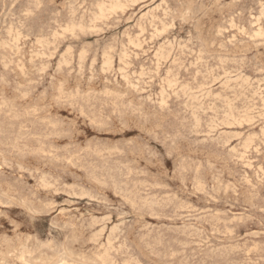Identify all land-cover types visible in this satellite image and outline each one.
Segmentation results:
<instances>
[{
  "label": "rangeland",
  "instance_id": "374dc122",
  "mask_svg": "<svg viewBox=\"0 0 264 264\" xmlns=\"http://www.w3.org/2000/svg\"><path fill=\"white\" fill-rule=\"evenodd\" d=\"M0 61V264H264V0H0Z\"/></svg>",
  "mask_w": 264,
  "mask_h": 264
},
{
  "label": "bare ground",
  "instance_id": "6f19581e",
  "mask_svg": "<svg viewBox=\"0 0 264 264\" xmlns=\"http://www.w3.org/2000/svg\"><path fill=\"white\" fill-rule=\"evenodd\" d=\"M123 1V0H122ZM117 2V1H116ZM134 2V1H133ZM126 3V2H125ZM262 3V2H261ZM30 4V3H29ZM82 4V3H81ZM121 4V3H120ZM128 4V3H127ZM134 4V3H133ZM259 4H260V2H259ZM12 5V4H11ZM38 5V4H37ZM132 5V4H131ZM145 5V4H144ZM69 6V5H68ZM68 6H67V8H68ZM81 6V5H80ZM110 6V5H109ZM114 6H116V5H114ZM142 6V5H141ZM262 6V5H261ZM102 7V6H101ZM122 7H123V5H122ZM145 7V6H144ZM153 7V6H152ZM155 7V6H154ZM166 7V6H165ZM118 9V8H117ZM259 9H261V8H259ZM31 10V9H30ZM72 10V9H71ZM101 10V9H100ZM122 10V9H121ZM126 10V9H125ZM151 10V9H150ZM170 10V9H169ZM36 11V10H35ZM59 11V10H58ZM82 11V10H81ZM124 11V10H123ZM137 11V10H136ZM157 11V10H156ZM60 12V11H59ZM170 12V11H169ZM24 13V12H23ZM29 13V12H28ZM82 13H83V11H82ZM100 13H102V10H101V12ZM114 13V12H113ZM122 13V12H121ZM125 13V12H124ZM150 13V12H149ZM148 13V14H149ZM261 13V12H260ZM263 13V12H262ZM143 14V13H142ZM147 14V13H146ZM168 14V13H167ZM98 15H100V14H98ZM106 15V14H105ZM144 15V14H143ZM259 15V14H258ZM263 15V14H262ZM71 16V15H70ZM102 16V15H101ZM104 16V15H103ZM133 16V15H132ZM148 16V15H147ZM138 17V16H137ZM143 17V16H142ZM78 18V17H77ZM108 18V17H107ZM133 18V17H132ZM155 18V17H154ZM163 18V17H162ZM233 18V17H232ZM231 18V19H232ZM262 18V17H261ZM27 19V18H26ZM120 19V18H119ZM141 19V18H140ZM139 20V19H138ZM147 20V19H146ZM149 20V19H148ZM173 20V19H172ZM89 21V20H88ZM162 22V21H161ZM255 22V21H254ZM150 23V22H149ZM165 23V22H164ZM256 23V22H255ZM11 24V23H10ZM20 24V23H19ZM83 24V23H82ZM138 24V23H137ZM106 25V24H105ZM135 25V24H134ZM166 25V24H165ZM234 25V24H233ZM251 25H252V23H251ZM258 25V24H257ZM19 26V25H18ZM23 26V25H22ZM129 26V25H128ZM143 26V25H142ZM160 26V25H159ZM167 26V25H166ZM230 26H231V24H230ZM73 27V26H72ZM92 27V26H91ZM91 27H90V29H91ZM168 27V26H167ZM166 27V28H167ZM238 27V26H237ZM258 27V26H257ZM256 27V28H257ZM128 28V27H127ZM131 28V27H130ZM170 28V27H169ZM231 28V27H230ZM8 29V28H7ZM89 29V28H88ZM76 30V29H75ZM109 30V29H108ZM143 30V29H142ZM166 30V29H165ZM232 30V29H231ZM238 30V29H237ZM261 30V29H260ZM56 31V30H55ZM78 31V30H77ZM168 31V30H167ZM93 32V31H92ZM96 32V31H95ZM128 32V31H127ZM156 32H158V31H156ZM58 33V32H57ZM104 33V32H103ZM121 33V32H120ZM159 33H161V32H159ZM165 33H167V32H165ZM241 33V32H240ZM128 34V33H127ZM157 34V33H156ZM72 35V34H71ZM75 35V34H74ZM122 35V34H121ZM247 35V34H246ZM11 36V35H10ZM63 36V35H62ZM140 36V35H139ZM138 36V37H139ZM190 36V35H189ZM14 37V36H13ZM126 37H128V36H126ZM161 37V36H160ZM47 38V37H46ZM121 38V37H120ZM136 38V37H135ZM134 38V39H135ZM155 38V37H154ZM17 36H16V41H17ZM24 39V38H23ZM149 39V38H148ZM160 39V38H159ZM262 39V38H261ZM14 40H15V38H14ZM14 40H12V41H14ZM46 40V39H45ZM48 40V39H47ZM166 41V40H165ZM65 42V41H64ZM95 42V41H94ZM187 42V41H186ZM127 43V42H126ZM135 43V42H134ZM140 43H141V41H140ZM5 44V43H4ZM7 44V43H6ZM43 44V43H42ZM46 43H44V45H45ZM54 44V43H53ZM118 44V43H117ZM124 44V43H123ZM128 44V43H127ZM145 44V43H144ZM132 45V44H131ZM143 45V44H142ZM160 45V44H159ZM173 45V44H172ZM182 45V44H181ZM184 45V44H183ZM163 46V45H162ZM175 46V45H174ZM186 46V45H185ZM29 47V46H28ZM42 47H43V45H42ZM114 47V46H113ZM124 47V46H123ZM133 47V46H132ZM161 47V46H160ZM11 48V47H10ZM67 48V47H66ZM153 48V47H152ZM166 48V47H165ZM2 49V48H1ZM121 49H122V47H121ZM156 49V48H155ZM5 50V49H4ZM142 50V49H141ZM144 50V49H143ZM181 50V49H180ZM192 50V49H191ZM64 51V50H63ZM129 51H130V49H129ZM145 51V50H144ZM160 51V50H159ZM162 51V50H161ZM177 51V50H176ZM10 52V51H9ZM110 52V51H109ZM151 52V51H150ZM164 52H166V51H164ZM169 52V51H168ZM67 53V52H66ZM72 53V52H71ZM102 53V52H101ZM121 53V52H120ZM133 53V52H132ZM145 53H146V51H145ZM149 53V52H148ZM156 53V52H155ZM161 53V52H160ZM198 53V52H197ZM161 54H163V53H161ZM164 54H166V53H164ZM163 54V55H164ZM170 54V53H169ZM174 54V53H173ZM29 55V54H28ZM65 55V54H64ZM123 55V54H122ZM142 55V54H141ZM109 56H110V54H109ZM125 56V55H124ZM162 56V55H161ZM160 56V57H161ZM40 57V56H39ZM51 57V56H50ZM65 57V56H64ZM142 57V56H141ZM162 57H166V56H162ZM30 58V57H29ZM47 58H48V56H47ZM106 58V57H105ZM113 58V57H112ZM127 58V57H126ZM135 58H136V56H135ZM155 58V57H154ZM169 58V57H168ZM199 58V57H198ZM201 58V57H200ZM108 59V58H107ZM58 60V59H57ZM65 60H67V59H65ZM80 60V59H79ZM91 60V59H90ZM89 60V61H90ZM109 60V59H108ZM122 60H124V59H122ZM126 60H128V59H126ZM161 60V59H160ZM165 60V59H164ZM3 61V60H2ZM6 61V60H5ZM112 61V60H111ZM156 61V60H155ZM207 61V60H206ZM225 61V60H224ZM1 62V61H0ZM8 62V61H7ZM105 62H107V60H105ZM157 62V61H156ZM160 62V61H159ZM186 62V61H185ZM199 62V61H198ZM242 62H243V60H242ZM10 63V62H9ZM69 63V62H68ZM104 63V62H103ZM130 63V62H129ZM223 63V62H222ZM236 63V62H235ZM2 64V63H1ZM51 64V63H50ZM58 64V63H57ZM62 64V63H61ZM77 64V63H76ZM106 64H108V63H106ZM111 64V66H112V63H110ZM124 64V63H123ZM126 64V63H125ZM195 64V63H194ZM200 64V63H199ZM46 65V64H45ZM68 65V64H67ZM109 65V64H108ZM122 65V64H121ZM131 65V64H130ZM164 65V64H163ZM221 65V64H220ZM244 65V64H243ZM17 66V65H16ZM72 66V65H71ZM103 66V65H102ZM126 67H127V65H125ZM141 66V65H140ZM179 66V65H178ZM35 67V66H34ZM108 67V66H107ZM131 67V66H130ZM220 67H222V66H220ZM2 68V67H1ZM17 68V67H16ZM89 68V67H88ZM129 68V67H128ZM140 68H142V67H140ZM156 68V67H155ZM182 68V67H181ZM5 69V68H4ZM169 69V68H168ZM222 69V68H221ZM6 70V69H5ZM26 70V69H25ZM47 70V69H46ZM113 70V69H112ZM155 70V69H154ZM157 70H159V69H157ZM156 70V71H157ZM241 70V69H240ZM11 71V70H10ZM101 71V70H100ZM115 71V70H114ZM128 71V70H127ZM218 71V70H217ZM229 71V70H228ZM234 71H236V70H234ZM257 71V70H256ZM255 71V72H256ZM21 72V71H20ZM57 72V71H56ZM118 72H120V71H118ZM140 72V71H139ZM150 72V71H149ZM177 72V71H176ZM200 72V71H199ZM204 72V71H203ZM209 72V71H208ZM211 72V71H210ZM77 73V72H76ZM125 73V72H124ZM123 73V74H124ZM136 73V72H135ZM148 73V72H147ZM170 73V72H169ZM196 73V72H195ZM236 73H237V71H236ZM141 74V73H140ZM139 74V75H140ZM168 74V73H167ZM197 74H199V73H197ZM39 75V74H38ZM69 75V74H68ZM117 75V74H116ZM129 75V74H128ZM137 75V74H136ZM147 75V74H146ZM170 75V74H169ZM202 75V74H201ZM227 75V74H226ZM229 75V74H228ZM241 75V74H240ZM26 76V75H25ZM141 76H143V75H141ZM145 76V75H144ZM154 76V75H153ZM166 76V75H165ZM212 76V75H211ZM220 76H221V74H220ZM223 76V75H222ZM225 76V75H224ZM230 76V75H229ZM124 77V76H123ZM131 77V76H130ZM129 77V78H130ZM163 77V76H162ZM213 77V76H212ZM121 78V77H120ZM139 78V77H138ZM144 78V77H143ZM149 78V77H148ZM41 79V78H40ZM65 79V78H64ZM115 79H117V78H115ZM153 79V78H152ZM247 79V78H246ZM67 80V79H66ZM114 80V79H113ZM154 80V79H153ZM167 80V79H166ZM209 80V79H208ZM233 80V79H232ZM239 80V79H238ZM50 81V80H49ZM141 81H142V79H141ZM174 81V80H173ZM172 80L170 81V83L171 82H173ZM183 81V80H182ZM60 82V81H59ZM116 82V81H115ZM125 82V81H124ZM127 82V81H126ZM129 82V81H128ZM175 82V81H174ZM226 82V81H225ZM261 82V81H260ZM40 83V82H39ZM61 83V82H60ZM132 83V82H131ZM145 83V82H144ZM169 83V82H168ZM186 83V82H185ZM237 84V83H236ZM239 84V83H238ZM127 85V84H126ZM133 85V84H132ZM168 85H171V84H168ZM173 85V84H172ZM171 85V86H172ZM177 85V84H176ZM200 85V84H199ZM235 85V84H234ZM160 86V85H159ZM204 86V85H203ZM203 86H202V88H203ZM169 87V86H168ZM237 87V86H236ZM247 87V86H246ZM259 87V86H258ZM19 88V87H18ZM63 88V87H62ZM139 88V87H138ZM172 88V87H171ZM200 88V87H199ZM234 88V87H233ZM238 88V87H237ZM236 88V89H237ZM243 88H244V86H243ZM263 88V87H262ZM45 89V88H44ZM61 89V88H60ZM134 89V88H133ZM190 89V88H189ZM188 89V90H189ZM246 89V88H245ZM34 90V89H33ZM36 90V89H35ZM79 90V89H78ZM164 90V89H163ZM253 90V89H252ZM60 91V90H59ZM65 91V90H64ZM135 91V90H134ZM139 91V90H138ZM146 91V90H145ZM172 91V90H171ZM170 91V92H171ZM208 91V90H207ZM222 91V90H221ZM256 91V90H255ZM71 92V91H70ZM76 92V91H75ZM86 92V91H85ZM90 92V91H89ZM96 92V91H95ZM113 92V91H112ZM174 92V91H173ZM189 92V91H188ZM1 93V92H0ZM9 93V92H8ZM67 93V92H66ZM106 93V92H105ZM114 93H115V91H114ZM142 93H143V91H142ZM197 93V92H196ZM199 93V92H198ZM251 93V92H250ZM17 94V93H16ZM64 94V93H63ZM99 94V93H98ZM111 94V93H110ZM159 94V93H158ZM173 94V93H172ZM253 94H255V93H253ZM76 95H78V94H76ZM88 95V94H87ZM122 95V94H121ZM165 95V94H164ZM168 95V94H167ZM209 95V94H208ZM230 95V94H229ZM228 95V96H229ZM241 95V94H240ZM79 96V95H78ZM106 96V95H105ZM112 96V95H111ZM117 96V95H116ZM115 96V97H116ZM169 96V95H168ZM167 96V97H168ZM177 96H179V95H177ZM198 96V95H197ZM216 96H219V95H216ZM233 96V95H232ZM242 96V95H241ZM252 96V95H251ZM13 97V96H12ZM65 97V96H64ZM86 97V96H85ZM164 97V96H163ZM196 97V96H195ZM206 97H207V95H206ZM244 97V96H243ZM259 97V96H258ZM63 98V97H62ZM176 98V97H175ZM179 98V97H178ZM208 98V97H207ZM228 98V97H227ZM240 98V97H239ZM25 99V98H24ZM116 99H118V97L116 98ZM200 99V98H199ZM231 99V98H230ZM67 100V99H66ZM97 100V99H96ZM100 100V99H99ZM115 100V99H114ZM148 100V99H147ZM169 100V99H168ZM190 100V99H189ZM228 100V99H227ZM260 100V99H259ZM186 101V100H185ZM197 101V100H196ZM232 101V100H231ZM253 101V100H252ZM151 102V101H150ZM188 102V101H187ZM186 102V103H187ZM224 102V101H223ZM242 102V101H241ZM257 102V101H256ZM23 103V102H22ZM87 103V102H86ZM85 103V104H86ZM121 103V102H120ZM230 103V102H229ZM232 103H233V101H232ZM71 104V103H70ZM113 104V103H112ZM154 104V103H153ZM231 104V103H230ZM252 104H253V102H252ZM106 105V104H105ZM182 105V104H181ZM188 105V104H187ZM196 105V104H195ZM206 105V104H205ZM209 105V104H208ZM224 105V104H223ZM233 105V104H232ZM94 106V105H93ZM117 106H118V104H117ZM121 106V105H120ZM124 106V105H123ZM154 106V105H153ZM164 106V105H163ZM225 106V105H224ZM223 106V107H224ZM10 107V106H9ZM214 107V106H213ZM226 107V106H225ZM43 108V107H42ZM119 108V107H118ZM160 108H161V106H160ZM207 108V107H206ZM236 108V107H235ZM240 108V107H239ZM244 108V107H243ZM251 108V107H250ZM253 108V107H252ZM255 108V107H254ZM11 109V108H10ZM82 109V108H81ZM80 109V110H81ZM203 109V108H202ZM217 109V108H216ZM220 109V108H219ZM223 109V108H222ZM231 109V108H230ZM5 110V109H4ZM20 110V109H19ZM27 110V109H26ZM25 110V111H26ZM34 110V109H33ZM237 110V109H236ZM246 110V109H245ZM248 110V109H247ZM254 110V109H253ZM24 111V112H25ZM31 111V110H30ZM94 111V110H93ZM183 111V110H182ZM209 111V110H208ZM227 111V110H226ZM229 111V110H228ZM227 111V112H228ZM231 111V110H230ZM229 111V112H230ZM240 111V110H239ZM8 112V111H7ZM95 112V111H94ZM103 112V111H102ZM113 112V111H112ZM135 112V111H134ZM186 112V111H185ZM212 112V111H211ZM232 112V111H231ZM230 112V113H231ZM237 112V111H236ZM263 112V111H262ZM13 112L11 111V114H12ZM28 113V112H27ZM226 113V112H225ZM232 113H234V112H232ZM231 113V114H232ZM249 113V112H248ZM82 114V113H81ZM113 114V113H112ZM191 114V113H190ZM221 114H222V112H221ZM226 114H228V113H226ZM258 114V113H257ZM28 115V114H27ZM30 115V114H29ZM83 115H85V114H83ZM90 115H92V114H90ZM114 115V114H113ZM198 115V114H197ZM202 115H204V114H202ZM230 115V114H229ZM250 115H252V114H250ZM82 116V115H81ZM232 116H233V114H232ZM240 116V115H239ZM247 116V115H246ZM258 116V115H257ZM256 116V117H257ZM16 117V116H15ZM23 117H25V116H23ZM30 117H31V115H30ZM201 117V116H200ZM209 117V116H208ZM218 117V116H217ZM228 117V116H227ZM229 117H231V116H229ZM10 118V117H9ZM17 118H19V117H17ZM92 118H93V115H92ZM12 119V118H11ZM34 119V118H33ZM210 119V118H209ZM222 119V118H221ZM221 119H220V121H221ZM254 119V118H253ZM12 120H14V119H12ZM19 120V119H18ZM39 120V119H38ZM99 120V119H98ZM226 120V119H225ZM230 120V119H229ZM233 120V119H232ZM252 120V119H251ZM24 121V120H23ZM40 121H42V120H40ZM47 121V120H46ZM194 121V120H193ZM197 121V120H196ZM199 121V120H198ZM227 121V120H226ZM236 121V120H235ZM250 121V120H249ZM56 122V121H55ZM202 122V121H201ZM29 123V122H28ZM31 123V122H30ZM62 123V122H61ZM101 123V122H100ZM210 123V122H209ZM214 123V122H213ZM220 123H222V122H220ZM226 123V122H225ZM244 123V122H243ZM64 124V123H63ZM223 124V123H222ZM232 124H234V123H232ZM238 124V123H237ZM48 125V124H47ZM99 125V124H98ZM210 125V124H209ZM14 126V125H13ZM34 126V125H33ZM103 126V125H102ZM206 126V125H205ZM222 126V125H221ZM231 126V125H230ZM236 126V125H235ZM23 127H25V126H23ZM194 127V126H193ZM225 127V126H224ZM243 127V126H242ZM252 127H254V126H252ZM6 128V127H5ZM221 128V127H220ZM14 129V128H13ZM18 129V128H17ZM57 129V128H56ZM207 129V128H206ZM197 130V129H196ZM260 130V129H259ZM35 131V130H34ZM191 131V130H190ZM262 131V130H261ZM29 132V131H28ZM46 132V131H45ZM71 132V131H70ZM17 133V132H16ZM34 133V132H33ZM40 133V132H39ZM218 133V132H217ZM261 133V132H260ZM22 134V133H21ZM50 134V133H49ZM58 134V133H57ZM56 134V135H57ZM69 134V133H68ZM210 134V133H209ZM16 135V134H15ZM56 135H54V136H56ZM59 135H60V133H59ZM63 135V134H62ZM65 135V134H64ZM67 135V134H66ZM222 135V134H221ZM251 135V134H250ZM13 136H14V134H13ZM23 136V135H22ZM38 136V135H37ZM154 136V135H153ZM218 136V135H217ZM16 137V136H15ZM46 137V136H45ZM230 137V136H229ZM240 137V136H239ZM22 138V137H21ZM37 138V137H36ZM50 138V137H49ZM204 138V137H203ZM211 138V137H210ZM261 138V137H260ZM264 138V137H263ZM18 139V138H17ZM38 139V138H37ZM45 139V138H44ZM228 139V138H227ZM229 139H231V138H229ZM244 139V138H243ZM33 140V139H32ZM222 140V139H221ZM254 140V139H253ZM264 140V139H263ZM22 141V140H21ZM44 141H46V140H44ZM223 141V140H222ZM226 141V140H225ZM227 141H229V140H227ZM18 142V141H17ZM35 142V141H34ZM48 142V141H47ZM242 142V141H241ZM253 142V141H252ZM263 142V141H262ZM6 143V142H5ZM3 144V143H2ZM15 144H16V142H15ZM35 144H37V143H35ZM242 144V143H241ZM39 145V144H38ZM51 145V144H50ZM66 145V144H65ZM238 145V144H237ZM250 145H252V144H250ZM250 145H249V147H250ZM56 146V145H55ZM69 146V145H68ZM114 146V145H113ZM225 146V145H224ZM233 146V145H232ZM264 146V145H263ZM38 147V146H37ZM44 147V146H43ZM53 147V146H52ZM106 147V146H105ZM145 147V146H144ZM234 147V146H233ZM259 147V146H258ZM36 148V147H35ZM34 148V149H35ZM90 148V147H89ZM232 148V147H231ZM255 148V147H254ZM13 149V148H12ZM48 149V148H47ZM59 149V148H58ZM250 149V148H249ZM22 150V149H21ZM80 150V149H79ZM89 150V149H88ZM235 150V149H234ZM3 151V150H2ZM48 151V150H47ZM51 151V150H50ZM66 151V150H65ZM106 151V150H105ZM257 151V150H256ZM6 152V151H5ZM45 152V151H44ZM86 152V151H85ZM84 152V153H85ZM246 152V151H245ZM249 152V151H248ZM263 152V151H262ZM18 153V152H17ZM33 153V152H32ZM51 153V152H50ZM84 153H83V155H84ZM89 153H91V152H89ZM99 153V152H98ZM261 153V152H260ZM30 154V153H29ZM35 154V153H34ZM55 154V153H54ZM81 154V153H80ZM95 154V153H94ZM259 154V153H258ZM16 155V154H15ZM238 155V154H237ZM45 156H47V155H45ZM91 156V155H90ZM102 156V155H101ZM247 156V155H246ZM60 157V156H59ZM67 157V156H66ZM97 157V156H96ZM242 157V156H241ZM7 158V157H6ZM39 158V157H38ZM26 159V158H25ZM56 159H57V157H56ZM70 159H72V158H70ZM150 159V158H149ZM233 159H235V158H233ZM41 160V159H40ZM45 160V159H44ZM62 160V159H61ZM81 160V159H80ZM237 160V159H236ZM248 160V159H247ZM54 161H55V159H54ZM207 161V160H206ZM62 162V161H61ZM86 162V161H85ZM73 163V162H72ZM88 163V162H87ZM82 164V163H81ZM11 165V164H10ZM57 165V164H56ZM101 165H103V164H101ZM100 165V166H101ZM200 165V164H199ZM2 166V165H1ZM122 166V165H121ZM179 166V165H178ZM73 167V166H72ZM258 167V166H257ZM260 167V166H259ZM6 168V167H5ZM12 168V167H11ZM26 168V167H25ZM102 168H103V166H102ZM108 168V167H107ZM128 168V167H127ZM202 168V167H201ZM104 169V168H103ZM262 169V168H261ZM23 170V169H22ZM51 170V169H50ZM99 170V169H98ZM137 170V169H136ZM31 171V170H30ZM47 171V170H46ZM91 171V170H90ZM110 171V170H109ZM127 171V170H126ZM181 171V170H180ZM260 171V170H259ZM32 172V171H31ZM54 172V171H53ZM85 172V171H84ZM257 172V171H256ZM30 173V172H29ZM36 173V172H35ZM89 173H91V172H89ZM45 174H46V172H45ZM263 174V173H262ZM10 175V174H9ZM98 175V174H97ZM197 175V174H196ZM257 175V174H256ZM51 176V175H50ZM136 176V175H135ZM172 176V175H171ZM1 177V176H0ZM4 177H6L5 175H4ZM58 177V176H57ZM9 178V177H8ZM56 178V177H55ZM77 178V177H76ZM144 178V177H143ZM38 179V178H37ZM199 179V178H198ZM247 179V178H246ZM249 179V178H248ZM16 180V179H15ZM143 180V179H142ZM52 181V180H51ZM55 181V180H54ZM57 181V180H56ZM97 181V180H96ZM248 181V180H247ZM261 181V180H260ZM0 182H1V180H0ZM58 182V181H57ZM64 182V181H63ZM143 182V181H142ZM262 182V181H261ZM39 183V182H38ZM49 183V182H48ZM84 183V182H83ZM82 183V184H83ZM97 183V182H96ZM105 183V182H104ZM131 183V182H130ZM144 183H146V182H144ZM148 183V182H147ZM146 183V184H147ZM197 183V182H196ZM230 183V182H229ZM62 184V183H61ZM73 185H74V183H72ZM135 184V183H134ZM140 184V183H139ZM45 185V184H44ZM197 185V184H196ZM56 186V185H55ZM126 186V185H125ZM142 186V185H141ZM140 186V187H141ZM212 186V185H211ZM253 186V185H252ZM58 187V186H57ZM185 187V186H184ZM197 187V186H196ZM229 187V186H228ZM33 188V187H32ZM42 188V187H41ZM136 188V187H135ZM154 188H155V186H154ZM192 188V187H191ZM131 189H133V188H131ZM211 189H213V188H211ZM225 189V188H224ZM73 190V189H72ZM80 190V189H79ZM122 190V189H121ZM154 190V189H153ZM201 190V189H200ZM67 191H69V190H67ZM77 191V190H76ZM75 191V192H76ZM83 191V190H82ZM142 191V190H141ZM140 191V192H141ZM166 191H167V189H166ZM227 191V190H226ZM21 192V191H20ZM43 192V191H42ZM54 192V191H53ZM74 192V193H75ZM117 192V191H116ZM126 192H128V191H126ZM200 192V191H199ZM86 193V192H85ZM114 193V192H113ZM129 193V192H128ZM132 193H134V192H132ZM142 193V192H141ZM63 194V193H62ZM71 194H72V192H71ZM88 194V193H87ZM140 194V193H139ZM146 194V193H145ZM258 194V193H257ZM32 195V194H31ZM130 195V194H129ZM135 195V194H134ZM148 195V194H147ZM154 195V194H153ZM126 196V195H125ZM133 196V195H132ZM149 196V195H148ZM191 196V195H190ZM33 198H35V197H33ZM94 198V197H93ZM123 198V197H122ZM133 198H135V197H133ZM171 198V197H170ZM175 198V197H174ZM196 198V197H195ZM104 199V198H103ZM125 199V198H124ZM123 199V200H124ZM166 199V198H165ZM100 200V199H99ZM120 200V199H119ZM130 200V199H129ZM134 200V199H133ZM137 200V199H136ZM139 200V199H138ZM142 200H144V199H142ZM172 200V199H171ZM180 200V199H179ZM48 201V200H47ZM102 201V200H101ZM210 201V200H209ZM214 201V200H213ZM212 201V202H213ZM42 202H45V201H43L42 200ZM70 202V201H69ZM73 202V201H72ZM98 202V201H97ZM125 202V201H124ZM139 202H140V200H139ZM149 202V201H148ZM172 202V201H171ZM101 203V202H100ZM117 203H118V201H117ZM127 203V202H126ZM125 203V204H126ZM133 203V202H132ZM141 203V202H140ZM155 203V202H154ZM170 203V202H169ZM32 204V203H31ZM43 204V203H42ZM62 204V203H61ZM138 204V203H137ZM46 205V204H45ZM98 205V204H97ZM144 205V204H143ZM164 205V204H163ZM180 205V204H179ZM169 206V205H168ZM201 206V205H200ZM9 207V206H8ZM149 207V206H148ZM17 208V207H16ZM175 208V207H174ZM183 208V207H182ZM190 208V207H189ZM195 208V207H194ZM163 209V208H162ZM263 209V208H262ZM46 210V209H45ZM66 210V209H65ZM69 210V209H68ZM142 210H144L143 209V207H142ZM175 210V209H174ZM185 210V209H184ZM187 210V209H186ZM40 211V210H39ZM44 211V210H43ZM92 211V210H91ZM176 211V210H175ZM174 211V212H175ZM217 211V210H216ZM221 211V210H220ZM260 211V210H259ZM143 212H145V211H143ZM205 212V211H204ZM30 213V212H29ZM96 213H97V211H96ZM146 213V212H145ZM120 214V213H119ZM118 214V215H119ZM149 214V213H148ZM107 215V214H106ZM152 215V214H151ZM150 215V216H151ZM185 216V215H184ZM234 216V215H233ZM200 217V216H199ZM204 217V216H203ZM244 217V216H243ZM254 217V216H253ZM80 218H82V217H80ZM134 218V217H133ZM174 218V216L172 217V219ZM197 218V217H196ZM232 218V217H231ZM238 218V217H237ZM255 218V217H254ZM51 219V218H50ZM83 219V218H82ZM81 219V220H82ZM167 219V218H166ZM178 219V218H177ZM193 219V218H192ZM86 220H87V218H86ZM160 220V219H159ZM219 220V219H218ZM224 220V219H223ZM233 220V219H232ZM250 220V219H249ZM126 221H127V219H126ZM196 221V220H195ZM211 221V220H210ZM245 221V220H244ZM74 222V221H73ZM206 222V221H205ZM227 222V221H226ZM229 222V221H228ZM82 224V223H81ZM207 224V223H206ZM80 225V224H79ZM152 225V224H151ZM117 226V225H116ZM124 226V225H123ZM122 226V227H123ZM129 226V225H128ZM237 226V225H236ZM94 227V226H93ZM110 227V226H109ZM158 227V226H157ZM161 227V226H160ZM173 227V226H172ZM168 228V227H167ZM233 228V227H232ZM85 229V228H84ZM139 229V228H138ZM140 230V229H139ZM188 230V229H187ZM196 230V229H195ZM202 230V229H201ZM218 230V229H217ZM138 231V230H137ZM174 232V231H173ZM92 233V232H91ZM90 233V234H91ZM126 233V232H125ZM190 233H192V231L190 232ZM262 234V233H261ZM121 235V234H120ZM159 235V234H158ZM257 235V234H256ZM5 236V235H4ZM28 236V235H27ZM32 237V236H31ZM70 237V236H69ZM190 237V236H189ZM145 238V237H144ZM166 238V237H165ZM1 239H3V238H1ZM113 239V238H112ZM111 239V240H112ZM152 239V238H151ZM162 239V238H161ZM24 240V239H23ZM90 241H91V239H89ZM159 240V239H158ZM174 240V239H173ZM30 241V240H29ZM126 241H127V239H126ZM126 241H124V242H126ZM203 241V240H202ZM34 242V241H33ZM140 242V241H139ZM157 242V241H156ZM158 242H160V240L158 241ZM259 242V241H258ZM37 243V242H36ZM90 243V242H89ZM119 243V242H118ZM184 243V242H183ZM194 243V242H193ZM255 243V242H254ZM264 243V242H263ZM98 244V243H97ZM158 244V243H157ZM208 244V243H207ZM258 244V243H257ZM28 245V244H27ZM30 245V244H29ZM38 245V244H37ZM51 245V244H50ZM113 245V244H112ZM185 245V244H184ZM216 245V244H215ZM123 246V245H122ZM146 246V245H145ZM186 246V245H185ZM190 246V245H189ZM20 247V246H19ZM35 247V246H34ZM52 247V246H51ZM105 247V246H104ZM147 247V246H146ZM156 247V246H155ZM201 247V246H200ZM236 247V246H235ZM256 247V246H255ZM30 248V247H29ZM33 248V247H32ZM124 248V247H123ZM129 248V247H128ZM151 248V247H150ZM171 248V247H170ZM257 248V247H256ZM18 249V248H17ZM27 249V248H26ZM91 249V248H90ZM127 249V248H126ZM201 249V248H200ZM254 249V248H253ZM38 250V249H37ZM152 250V249H151ZM170 250V249H169ZM221 250V249H220ZM244 250V249H243ZM73 251V250H72ZM36 252V251H35ZM115 252V251H114ZM172 252V251H171ZM203 252V251H202ZM231 252V251H230ZM25 253V252H24ZM74 253V252H73ZM102 253V252H101ZM110 253H111V251H110ZM151 253V252H150ZM156 253V252H155ZM179 253V252H178ZM249 253V252H248ZM12 254V253H11ZM122 254V253H121ZM254 254V253H253ZM98 255V254H97ZM122 255H124V254H122ZM156 255V254H155ZM20 256V255H19ZM30 256V255H29ZM80 256V255H79ZM103 256V255H102ZM109 256V255H108ZM157 257H158V255H156ZM155 256V257H156ZM202 256V255H201ZM18 257V256H17ZM96 257V256H95ZM106 257V256H105ZM113 257V256H112ZM172 257V256H171ZM196 257V256H195ZM173 258V257H172ZM188 258V257H187ZM186 258V259H187ZM21 259V258H20ZM112 259V258H111ZM159 259V258H158ZM263 260H264V258H262ZM100 260V259H99ZM129 260V259H128ZM133 260V259H132ZM262 260V261H263ZM17 261V260H16ZM67 261V260H66ZM105 261V260H104ZM109 261H110V259H109ZM180 261V260H179ZM203 261H204V259H203ZM65 262V261H64ZM136 262V261H135ZM185 262V261H184ZM256 262V261H255ZM254 262V263H255ZM259 262V261H258ZM101 263H102V261H101ZM137 263V262H136ZM203 263V262H202ZM111 264V263H110ZM167 264V263H166ZM256 264V263H255Z\"/></svg>",
  "mask_w": 264,
  "mask_h": 264
}]
</instances>
